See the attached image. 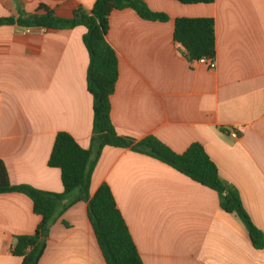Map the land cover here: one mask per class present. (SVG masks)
Here are the masks:
<instances>
[{"label":"crops","instance_id":"obj_1","mask_svg":"<svg viewBox=\"0 0 264 264\" xmlns=\"http://www.w3.org/2000/svg\"><path fill=\"white\" fill-rule=\"evenodd\" d=\"M94 1L0 0V18L17 17L18 10L32 13L41 4L57 15L75 8L89 12ZM143 1L169 20L144 21L129 9L108 18L105 40L118 63L109 100L116 134L136 142L153 136L177 154L201 145L264 233V0ZM182 17L213 20L214 69L189 63L173 42V20ZM84 33L83 27L0 26V160L13 186L62 191L59 170L47 166L57 133L91 147ZM102 184L142 264H264V249L253 248L240 222L220 209L214 191L154 158L104 147L90 196ZM76 197L72 193L60 203L38 264H105L86 203H73ZM39 222L27 196L0 194V264H20L11 254L14 238L32 235Z\"/></svg>","mask_w":264,"mask_h":264},{"label":"trees","instance_id":"obj_2","mask_svg":"<svg viewBox=\"0 0 264 264\" xmlns=\"http://www.w3.org/2000/svg\"><path fill=\"white\" fill-rule=\"evenodd\" d=\"M174 1L183 5H196L211 4L214 0ZM126 9L144 21L164 23L169 20L164 13L151 11L143 0H95L89 12L75 8L66 15H57L41 4L32 13L18 10L17 17L0 18V26L14 24L25 29L71 30L83 27L85 33L82 44L88 56L85 87L92 101L91 147L81 148L64 132L54 137L47 166L60 172V193L11 185L6 168L0 160V194L20 193L27 196L31 200L33 213L40 217L32 235L14 238L11 254L20 259V264H38L60 203L70 194L77 193L73 203H86L87 217L105 264H142L109 187L102 184L92 196L89 193L91 174L104 147L131 149L144 154L214 191L220 209L240 222L253 248L264 249V233L252 224L242 207L237 190L219 178L217 168L201 145L193 143L184 152L177 154L153 136L136 142L116 134L109 116V100L118 78V63L105 36L111 12ZM172 39L184 50L189 63L215 59L214 22L211 18H175ZM69 206L62 208L61 213Z\"/></svg>","mask_w":264,"mask_h":264},{"label":"built area","instance_id":"obj_3","mask_svg":"<svg viewBox=\"0 0 264 264\" xmlns=\"http://www.w3.org/2000/svg\"><path fill=\"white\" fill-rule=\"evenodd\" d=\"M198 62L205 63L209 69H214L215 68L214 60L201 59ZM237 136L238 135H237V133L235 131H231L230 132V137L235 139V138H237Z\"/></svg>","mask_w":264,"mask_h":264}]
</instances>
